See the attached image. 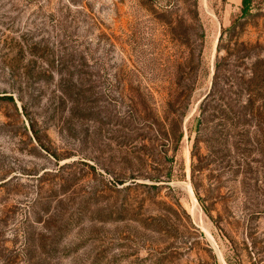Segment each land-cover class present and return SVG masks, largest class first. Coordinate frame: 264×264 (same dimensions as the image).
<instances>
[{
    "label": "rangeland",
    "instance_id": "obj_1",
    "mask_svg": "<svg viewBox=\"0 0 264 264\" xmlns=\"http://www.w3.org/2000/svg\"><path fill=\"white\" fill-rule=\"evenodd\" d=\"M0 0V264H264V0Z\"/></svg>",
    "mask_w": 264,
    "mask_h": 264
},
{
    "label": "trees",
    "instance_id": "obj_2",
    "mask_svg": "<svg viewBox=\"0 0 264 264\" xmlns=\"http://www.w3.org/2000/svg\"><path fill=\"white\" fill-rule=\"evenodd\" d=\"M251 0H241V9L240 12L242 15H246L249 11Z\"/></svg>",
    "mask_w": 264,
    "mask_h": 264
},
{
    "label": "crops",
    "instance_id": "obj_3",
    "mask_svg": "<svg viewBox=\"0 0 264 264\" xmlns=\"http://www.w3.org/2000/svg\"><path fill=\"white\" fill-rule=\"evenodd\" d=\"M234 3H241V0H232Z\"/></svg>",
    "mask_w": 264,
    "mask_h": 264
}]
</instances>
